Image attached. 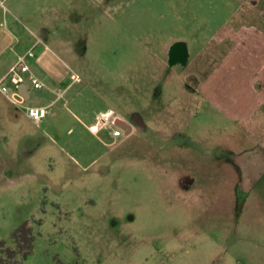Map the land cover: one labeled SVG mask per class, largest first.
I'll return each instance as SVG.
<instances>
[{
	"label": "rangeland",
	"instance_id": "rangeland-1",
	"mask_svg": "<svg viewBox=\"0 0 264 264\" xmlns=\"http://www.w3.org/2000/svg\"><path fill=\"white\" fill-rule=\"evenodd\" d=\"M243 22L264 0H0V81L46 106L37 126L0 93V242L28 225L21 264H264V125L219 98L216 35ZM108 109L131 135L88 129Z\"/></svg>",
	"mask_w": 264,
	"mask_h": 264
},
{
	"label": "crops",
	"instance_id": "crops-1",
	"mask_svg": "<svg viewBox=\"0 0 264 264\" xmlns=\"http://www.w3.org/2000/svg\"><path fill=\"white\" fill-rule=\"evenodd\" d=\"M260 12L262 14L263 11ZM216 36V40L224 43L225 48L219 68L220 77L224 76L225 78L222 79L225 80L231 75H236L219 95L221 108L230 111L237 120H243L249 129L251 126L257 127L252 125L253 121L259 126H263L264 113L263 117L257 120L255 118L258 112L264 111V23L249 25L243 22L226 25ZM247 75L250 76V82L245 80ZM36 78L38 79V77ZM38 80L42 84V81ZM23 85L25 86L22 81L15 82V87L18 90H21ZM43 89L42 84L41 88L36 90ZM24 91L29 99L30 95L26 86ZM47 92L48 90L45 88V93ZM33 107H40L44 111L46 109V106L43 105H33Z\"/></svg>",
	"mask_w": 264,
	"mask_h": 264
},
{
	"label": "built area",
	"instance_id": "built-area-1",
	"mask_svg": "<svg viewBox=\"0 0 264 264\" xmlns=\"http://www.w3.org/2000/svg\"><path fill=\"white\" fill-rule=\"evenodd\" d=\"M32 52H28L25 56L19 57L15 64V68H23L25 67V60L27 58H32ZM13 69V70H14ZM11 70V72L13 71ZM9 72V73H11ZM8 73V74H9ZM5 77L0 81V93L7 99V101L17 108H22L26 117L34 124L38 125L42 121V116L44 114V110L40 107H33V106H26V98L24 95L15 87L14 89L8 88L6 85L3 84ZM28 82L34 89L41 88V82L32 74H28L27 76ZM109 117V113H101L96 116V124L93 125L90 130L93 132L96 130L97 126L99 125L100 121L103 119H107ZM117 134V133H114Z\"/></svg>",
	"mask_w": 264,
	"mask_h": 264
},
{
	"label": "flooded vegetation",
	"instance_id": "flooded-vegetation-1",
	"mask_svg": "<svg viewBox=\"0 0 264 264\" xmlns=\"http://www.w3.org/2000/svg\"><path fill=\"white\" fill-rule=\"evenodd\" d=\"M224 56V55H223ZM186 58V51L185 47L183 44H178L173 47L172 50V59H175L177 61H183ZM101 113H109V117L107 119H103L100 121L99 125L97 126L96 130L93 131V133H99L103 129H108L110 132V136L113 138H119L122 136V134H125L126 136L131 135L133 131L135 130V127L132 123V121L135 119H138L137 117H131V121L123 119L122 117L118 116L112 109H108L105 111H99L96 113V116H98ZM96 116H95V124H96ZM139 125V130H142L144 128V125L141 123ZM91 127H88L90 130ZM91 131V130H90ZM92 132V131H91ZM117 133V134H114ZM183 186H179L180 190H187L186 188L188 186H184L185 184H182ZM233 189L235 191L233 192L232 195H234L233 199L231 201L236 202L237 200V193L242 189V186L238 185L234 186ZM230 202V201H229Z\"/></svg>",
	"mask_w": 264,
	"mask_h": 264
},
{
	"label": "trees",
	"instance_id": "trees-1",
	"mask_svg": "<svg viewBox=\"0 0 264 264\" xmlns=\"http://www.w3.org/2000/svg\"><path fill=\"white\" fill-rule=\"evenodd\" d=\"M12 246L0 242V264H21L19 260L31 254L34 237L31 229L22 224L11 235Z\"/></svg>",
	"mask_w": 264,
	"mask_h": 264
},
{
	"label": "water",
	"instance_id": "water-1",
	"mask_svg": "<svg viewBox=\"0 0 264 264\" xmlns=\"http://www.w3.org/2000/svg\"><path fill=\"white\" fill-rule=\"evenodd\" d=\"M24 90H25V86L23 85V86L21 87V90H19V91L24 95V97H25L26 99H28V95L26 94V92H25ZM23 92H25V93H23Z\"/></svg>",
	"mask_w": 264,
	"mask_h": 264
}]
</instances>
